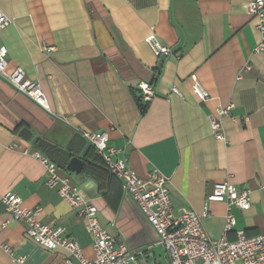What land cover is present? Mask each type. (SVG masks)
<instances>
[{"label":"crops","instance_id":"crops-1","mask_svg":"<svg viewBox=\"0 0 264 264\" xmlns=\"http://www.w3.org/2000/svg\"><path fill=\"white\" fill-rule=\"evenodd\" d=\"M250 1L0 0V11L12 19L0 32L7 68H21L48 104L42 109L0 79V198L10 192L23 208L39 209L41 223L62 228L93 259L84 221L45 185L44 167L33 157L39 154L91 200L101 227L135 253L137 264H150V257L169 264L117 180L100 190L68 169L71 158L83 159L90 149L81 130L106 132L139 177L157 169L167 178L175 214L201 215L214 184L228 182L249 191L250 208H230L235 225L226 239L234 241L239 231L264 234V52H254L259 37ZM150 34L180 56L165 58L159 75V58L144 42ZM191 75L209 94L206 102L193 94ZM141 83L154 89L144 114L133 97ZM228 105L217 140L210 119ZM25 127L28 141L18 136ZM206 209L202 229L218 239L226 206L213 202ZM9 217L0 203V264H16L2 245L25 264H78L62 248L33 243L23 224L4 225Z\"/></svg>","mask_w":264,"mask_h":264},{"label":"built area","instance_id":"built-area-1","mask_svg":"<svg viewBox=\"0 0 264 264\" xmlns=\"http://www.w3.org/2000/svg\"><path fill=\"white\" fill-rule=\"evenodd\" d=\"M246 8L248 15L255 20V30L259 37L254 52H264V0H251ZM11 23L12 19L0 11V32ZM144 42L156 58L173 56L177 60L180 57L173 54L155 34L147 36ZM0 79L42 109L48 110L47 100L38 84L27 79L21 68L8 70L5 52L1 49ZM190 81L196 98L200 102H206L209 94L200 86L196 76L191 75ZM137 90L143 104H148L154 97L152 84L141 83ZM171 92L179 94L175 87L171 88ZM232 108V105L217 108L215 117L210 119L215 139L223 140L222 120L230 115ZM80 134L102 160L109 173L120 182L125 195L153 230L157 243L165 250L169 264H264V234L248 237L239 231L231 242L225 237L235 225V220L229 213L230 208L235 207L241 211L250 208L248 190H237L228 182L214 184L212 192L206 197V204L223 203L227 213L222 236L213 240L204 233L201 226V219L208 215L206 204L201 215L188 210L175 214L166 186L167 178L157 169H152L141 178L128 165L123 150L109 145L106 132L81 130ZM33 157L44 167L47 176L45 185L54 189L75 215L84 221L85 230L92 238L93 259L85 258L79 245L62 228L41 223L37 219L39 209L23 208L20 197L10 192L0 198L1 205L10 216L4 225L11 222L23 224L25 236L33 243L46 250L62 248L78 264H137L135 253L101 227L97 208L70 178L61 174L46 157L39 154H33ZM1 249L16 264H25V257L15 256L8 245H2ZM67 264L72 263L67 261Z\"/></svg>","mask_w":264,"mask_h":264},{"label":"trees","instance_id":"trees-1","mask_svg":"<svg viewBox=\"0 0 264 264\" xmlns=\"http://www.w3.org/2000/svg\"><path fill=\"white\" fill-rule=\"evenodd\" d=\"M133 97L140 113L144 114L147 104L142 103L140 96L136 97V95L133 94ZM83 161L84 167L81 174L95 181L98 184V188L100 190H107L112 185L114 180H117L109 173L102 160L96 155L95 151L91 147L83 158Z\"/></svg>","mask_w":264,"mask_h":264},{"label":"water","instance_id":"water-1","mask_svg":"<svg viewBox=\"0 0 264 264\" xmlns=\"http://www.w3.org/2000/svg\"><path fill=\"white\" fill-rule=\"evenodd\" d=\"M164 60H165L164 57L162 56L159 57L156 66V73H157L156 75H159ZM31 135H32L31 131L26 127L22 128L18 133V136L22 138L24 141H28L31 138ZM83 167H84V161L79 157L71 158L68 163L69 171L75 175L81 174ZM150 264H155L152 257H150Z\"/></svg>","mask_w":264,"mask_h":264},{"label":"rangeland","instance_id":"rangeland-1","mask_svg":"<svg viewBox=\"0 0 264 264\" xmlns=\"http://www.w3.org/2000/svg\"><path fill=\"white\" fill-rule=\"evenodd\" d=\"M157 248H163L161 245L158 244ZM164 263V261H162V264ZM165 264V263H164Z\"/></svg>","mask_w":264,"mask_h":264}]
</instances>
